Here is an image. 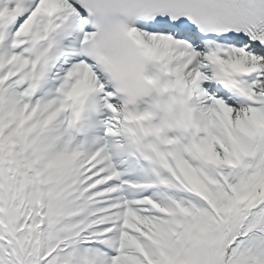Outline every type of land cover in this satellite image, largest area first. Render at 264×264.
Segmentation results:
<instances>
[{
    "label": "snow or ice",
    "instance_id": "1",
    "mask_svg": "<svg viewBox=\"0 0 264 264\" xmlns=\"http://www.w3.org/2000/svg\"><path fill=\"white\" fill-rule=\"evenodd\" d=\"M0 264H264V0H0Z\"/></svg>",
    "mask_w": 264,
    "mask_h": 264
}]
</instances>
